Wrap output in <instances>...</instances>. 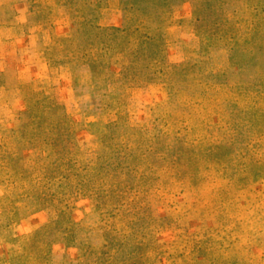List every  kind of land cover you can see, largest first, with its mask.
Here are the masks:
<instances>
[{"label":"rangeland","instance_id":"374dc122","mask_svg":"<svg viewBox=\"0 0 264 264\" xmlns=\"http://www.w3.org/2000/svg\"><path fill=\"white\" fill-rule=\"evenodd\" d=\"M35 1L37 2L32 9L40 13L36 20L41 19L43 15V19L52 24L64 15L62 7H66V11L72 13L70 35L54 36L52 41L55 38L76 35L77 39L71 45V49L72 55L77 58L71 63L73 72L69 69L63 73L58 69L51 71L46 62L51 88L36 91L32 86L23 87L21 91L25 95V105L18 115L19 126L11 128L0 121L3 138L0 143V227L6 223V217L13 211L14 202L22 198H32L36 202V211L51 208L49 214L57 213L55 221L36 230L41 231L37 235L38 242L29 248V256L24 248V255L29 260L23 264H53L51 249L61 245L66 248L81 246L78 264H220V258L234 260L238 264H264V96L245 93L242 89L237 104L231 105L226 101L229 93L222 91L220 85L224 80L233 85L239 81L248 82L252 78L258 80V77L246 69V76L241 79L237 69L230 66L225 68L227 51L222 47L223 41L216 37L212 40L209 32H204L198 27V19L210 21L214 18L215 13L212 9L214 2ZM43 2L55 7L42 5ZM196 2L199 9L194 10ZM14 3L0 0L1 40L12 35L5 27ZM108 9L117 12L121 24L107 26L106 29L119 28L125 34L134 33L127 39L126 44L137 50V59L131 67V60L127 54L116 52L108 60L106 72L116 77L94 79L89 72L87 57L82 56H88V43L97 41L98 35L92 30V26H84L81 22L83 18L95 22V13L99 11V23L104 25L102 14ZM224 10L229 17L246 18L251 14L248 6L240 0H225ZM162 17H165L164 25L161 24ZM184 29L196 37L195 46L189 47L180 43L179 33ZM142 33L151 36L153 43L151 46H146L144 41L137 38L136 35ZM156 45H159L160 63L151 69L154 78L152 83L119 79L120 75L126 73L134 72L139 75L143 63L142 56L155 50ZM172 47H176L183 56H187V51L197 49L199 56L172 63L168 52ZM184 65H189L186 72L177 69L171 90L170 87L166 88L162 83L165 74L171 71V67ZM129 67L130 70H127ZM62 74L70 76L65 103L62 100L64 95L55 89ZM31 92H38L53 99L60 110L68 107L64 110L71 120L72 133L69 137L62 138V147L74 161L86 168L83 172L79 171L78 175L83 181L96 172L90 169L95 166L84 165V156L98 153L101 143L99 135L102 134L105 125L113 122L126 124L129 131L153 133L156 129L162 128L168 132H177V123H181L180 121H189L196 127L202 121L209 131L208 135L206 134L207 139L201 140L204 144L203 149L200 147V138L198 139L196 135L189 137L190 142L193 141L190 144L195 145L192 150L195 156L206 155L205 149L211 142L223 143L218 150L219 157L213 162H205L207 166L202 172L203 181H197L199 202L192 194H188L176 198L172 208L167 206L153 208L154 220L145 222L148 228L142 231V235L148 239L152 237L162 248L150 251L147 260L134 263L130 259L134 252L130 248L131 244L139 234L124 233L120 222L123 208L118 212L114 211L109 218L108 223L114 226V230L107 233L116 245L109 250L104 215L100 214L94 202L88 198L65 197L67 186L59 172L50 175L53 178L50 181L47 180L50 176L43 177L41 185L44 194L38 195L37 198L29 196V184L21 182L14 175V171L29 173L38 167H46L50 159H57L51 146L41 144L28 149L26 142L21 141L22 128L30 119L28 98ZM172 92L175 94V102L170 97ZM129 100H132L131 109L128 105ZM44 112L43 115H37L36 123L39 129H44L45 123L49 120L57 121L60 115V111L56 110L50 118L46 115L47 109H44ZM140 113H143L145 118L137 120ZM93 123L96 125L91 126ZM82 131L91 137L93 146L82 148L78 144L77 135ZM109 142L111 150L108 162L112 163L116 157V150L120 149V142L115 136H111ZM29 151H33L31 158L27 155ZM57 164L56 161L54 165ZM117 171L120 172V169ZM197 171L196 168L192 169L193 173ZM4 186L9 187L7 192H4ZM44 197L45 203L39 200H43ZM97 220L99 222L94 223ZM187 242L191 245L188 246ZM8 263L6 255L0 252V264Z\"/></svg>","mask_w":264,"mask_h":264},{"label":"trees","instance_id":"16d2710c","mask_svg":"<svg viewBox=\"0 0 264 264\" xmlns=\"http://www.w3.org/2000/svg\"><path fill=\"white\" fill-rule=\"evenodd\" d=\"M212 1L214 2L212 5L215 13L214 18L210 21L198 19V27L204 32H209L212 40L216 37L223 41L222 47L228 52V54L225 52V68L230 66L237 69L240 78L246 76V69L258 77V80L252 78L248 82L239 81L233 85L224 80L220 85L222 91L229 93L226 101L231 105L237 104L242 89L245 90V93H256L264 96V0H240L251 10V14L246 18L229 17L224 10L225 0ZM198 7L197 2L194 3V10L199 9ZM95 14V22L86 18H83L81 22L84 26H92V30H95L98 35L97 41L88 43V56L82 57H87L89 72L92 73L94 79L114 78L116 76L112 73H106L108 71L107 62L114 53H126L131 60V67L136 62L137 50L128 47L126 44L127 39L134 33L125 34L119 28L108 30L106 29L107 26L99 23V11ZM163 18L165 17H162L161 24L164 25L165 19ZM136 36L144 41L146 46L153 44L151 36L145 33ZM76 39V35L55 38L49 46L42 49V57L48 63L51 71L69 69L70 72H73L71 63L77 57L72 55L71 45ZM158 47L159 45H156L155 50L146 52L142 56L143 63L139 75L131 72L120 75L119 79L152 83L154 78L151 69L160 63ZM243 55L244 57H242ZM188 66L171 67V71L165 74L162 81L166 88L170 87L171 90V85L174 82L173 77L177 73L176 70L180 69L186 72ZM131 67L127 70H130ZM30 95L28 98L30 119L22 128L21 141L22 143L26 142L28 149L38 147L41 144L49 145L53 148L54 156L57 159H50L49 165L43 168L38 167L29 173L14 171V175L21 182L29 184L28 195L37 198L38 195L44 194L41 185L43 177L59 172L67 186L65 197L88 198L94 202L100 214L104 215L107 249L112 250L116 246L107 233L109 230H114V226L108 223L109 218L114 211L118 212L123 208L124 212L120 222L124 233L127 232L131 235L135 232L139 234L137 238L133 239L134 243L131 244L130 248L134 252H132L130 259L134 263L143 259L147 260L149 258L147 254L150 251L162 248L157 245L152 237L148 239L142 235V231L148 228V224L145 225V222L154 220L153 208L162 206L172 208L176 198L188 194H192L199 202L200 192L196 189L199 185L197 181H203L202 172L207 166L205 162H213L215 158L219 157L218 150L223 143L211 142L205 149L206 155L195 156L192 152L195 145L190 144L193 141L190 142L189 137L196 135L198 139L200 138V147L203 149L204 144L201 140L207 139L206 134L208 135L209 131L207 125L202 121L198 127L189 121H180L181 123H177V132H168L162 128L156 129L153 133L129 131L126 124L113 122L105 125L102 134L99 135L101 143L98 153L84 156V165L95 166L90 169L96 172L83 181L80 179L81 177L78 178V175L80 174L79 171L83 172L86 168L74 161L62 147V138L69 137L72 133V123L65 112L68 107H63L60 110L53 99L42 96L38 92H31ZM174 95L173 92L170 93L172 101L175 102ZM128 105L131 109L132 100H129ZM44 109H47L46 115L50 118L56 110L60 111V115L57 121L55 119L49 120L45 123L44 129H39L36 123L37 115H43ZM93 125L96 123L91 124V126ZM234 133L235 129L233 128L232 134L234 135ZM111 136H115L119 140L120 149L116 150L114 162L109 163L111 150L109 139ZM56 161L58 164L54 165ZM194 168L198 169L196 173L192 172ZM119 169L120 172L117 171ZM75 178L77 181L74 182ZM52 179L50 176L47 180ZM39 200L45 203L46 198ZM95 216L97 217V215ZM97 222L99 220L94 223ZM39 233L41 231H36L25 244L24 248L28 256L30 254L29 248L38 242L36 239ZM187 245L190 246L191 243L187 242ZM35 259L37 258L35 257ZM220 260V264L237 263L234 260L221 258Z\"/></svg>","mask_w":264,"mask_h":264},{"label":"crops","instance_id":"0c3cea01","mask_svg":"<svg viewBox=\"0 0 264 264\" xmlns=\"http://www.w3.org/2000/svg\"><path fill=\"white\" fill-rule=\"evenodd\" d=\"M6 1L15 3L11 7L12 13L8 16V24L5 27L12 35L3 37V40L0 39V77L3 80L0 83V121L12 128L19 126L18 115L25 105V95L21 89L25 86H32L36 91L51 88L50 73L47 63L42 57V49L50 45L54 36H69L70 22L73 19L72 13L67 12L66 7H62L65 12L64 15L52 24L43 19V15H41V19L36 20V16L40 13L34 11L32 7L37 1ZM43 4L52 8L55 7L51 6L50 3L43 2ZM102 18L105 26H120L121 24V18L116 11L111 9L106 10L102 14ZM179 41L193 47L197 39L192 33L184 29L180 30ZM168 52L172 63L180 62L184 58L190 59L199 56L197 49L187 51V56L179 53L176 47L170 48ZM69 77L67 74L60 75L58 86L55 88L64 95L62 99L64 103L70 86ZM143 116V113H140L137 120L145 118ZM6 118L8 119L6 120ZM90 138L82 131L77 135V142L82 148H88L93 146ZM1 139L3 140L0 132V143L2 142ZM28 153L27 155L31 158L33 151ZM8 189L9 187L6 186L4 192H7ZM35 204L36 202L32 198L18 199L14 202L13 211L6 217V223L0 227V252L6 255L9 264L28 262L29 258L24 255L27 240L44 224L57 219L56 212L52 215L49 214L51 208L36 211ZM80 247L66 248L63 245L53 247L51 249L53 264H60L61 262L78 264L81 256Z\"/></svg>","mask_w":264,"mask_h":264}]
</instances>
